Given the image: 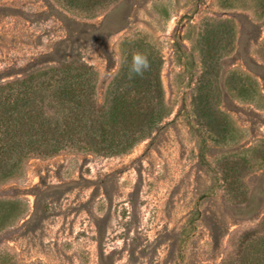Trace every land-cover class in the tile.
<instances>
[{
	"label": "rangeland",
	"instance_id": "obj_1",
	"mask_svg": "<svg viewBox=\"0 0 264 264\" xmlns=\"http://www.w3.org/2000/svg\"><path fill=\"white\" fill-rule=\"evenodd\" d=\"M73 1L0 0V84L71 65L101 108L140 51L168 115L126 153L80 142L0 172V264H264V0Z\"/></svg>",
	"mask_w": 264,
	"mask_h": 264
},
{
	"label": "trees",
	"instance_id": "obj_2",
	"mask_svg": "<svg viewBox=\"0 0 264 264\" xmlns=\"http://www.w3.org/2000/svg\"><path fill=\"white\" fill-rule=\"evenodd\" d=\"M209 52L207 49L205 56ZM148 59L150 70L143 77L131 80L127 76L131 58L123 63L110 87V99L101 108H97L94 99L90 101L89 95L93 97L95 90L89 94L87 89L95 71L75 72L71 71L74 68L71 65L37 71L0 84V172L10 176L31 153L49 148L57 152L80 142L110 156L134 148L168 115L158 71L161 63ZM153 66L157 71H152ZM126 82L133 84L129 92L135 91V97L143 95L146 100L155 99L154 106H146L145 113L137 114L133 98L122 92ZM210 104V95L199 90L194 98L198 114L205 118L211 131L228 138L229 128L220 112ZM93 112L96 113L90 133L85 120ZM124 120L127 124L119 131L116 128Z\"/></svg>",
	"mask_w": 264,
	"mask_h": 264
},
{
	"label": "clouds",
	"instance_id": "obj_3",
	"mask_svg": "<svg viewBox=\"0 0 264 264\" xmlns=\"http://www.w3.org/2000/svg\"><path fill=\"white\" fill-rule=\"evenodd\" d=\"M150 61L148 56L140 51L133 53L131 62L128 65L127 76L128 79H134L135 77H143L144 74L150 70Z\"/></svg>",
	"mask_w": 264,
	"mask_h": 264
}]
</instances>
